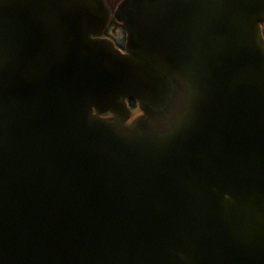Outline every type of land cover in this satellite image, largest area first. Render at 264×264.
I'll use <instances>...</instances> for the list:
<instances>
[{
    "label": "water",
    "instance_id": "obj_1",
    "mask_svg": "<svg viewBox=\"0 0 264 264\" xmlns=\"http://www.w3.org/2000/svg\"><path fill=\"white\" fill-rule=\"evenodd\" d=\"M110 16L0 0V264H264V0Z\"/></svg>",
    "mask_w": 264,
    "mask_h": 264
},
{
    "label": "flooded vegetation",
    "instance_id": "obj_2",
    "mask_svg": "<svg viewBox=\"0 0 264 264\" xmlns=\"http://www.w3.org/2000/svg\"><path fill=\"white\" fill-rule=\"evenodd\" d=\"M123 0H106L108 6L110 7V23L109 27L105 33V36L110 37L111 39L114 40L116 45L120 47L122 50H126V43H127V30L124 26V22L120 19L118 16V9L119 5L122 3ZM261 29H262V34L264 36V20L260 21ZM122 34L124 38V42L120 43L116 40L115 34ZM129 106L132 110V116L129 118L127 121L128 124H131L134 122V120L140 116H144V111L140 108L139 103L134 101V100H129L128 101Z\"/></svg>",
    "mask_w": 264,
    "mask_h": 264
},
{
    "label": "rangeland",
    "instance_id": "obj_3",
    "mask_svg": "<svg viewBox=\"0 0 264 264\" xmlns=\"http://www.w3.org/2000/svg\"><path fill=\"white\" fill-rule=\"evenodd\" d=\"M115 38L120 43H123L124 42V38H123V35L122 34H119V33L115 34Z\"/></svg>",
    "mask_w": 264,
    "mask_h": 264
}]
</instances>
